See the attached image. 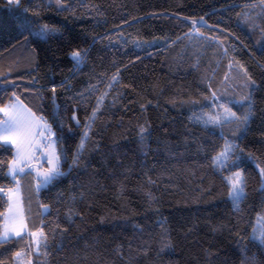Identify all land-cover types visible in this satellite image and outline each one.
<instances>
[{
    "label": "trees",
    "instance_id": "16d2710c",
    "mask_svg": "<svg viewBox=\"0 0 264 264\" xmlns=\"http://www.w3.org/2000/svg\"><path fill=\"white\" fill-rule=\"evenodd\" d=\"M59 1L0 0V109L19 97L51 124L63 173L40 190L47 247L32 264H264V0ZM25 20L56 31L35 38ZM229 62L254 86L224 91L238 81ZM213 93L241 119L206 124ZM14 158L0 146V189ZM5 207L0 192V226ZM22 247L0 243V264Z\"/></svg>",
    "mask_w": 264,
    "mask_h": 264
},
{
    "label": "rangeland",
    "instance_id": "374dc122",
    "mask_svg": "<svg viewBox=\"0 0 264 264\" xmlns=\"http://www.w3.org/2000/svg\"><path fill=\"white\" fill-rule=\"evenodd\" d=\"M49 1L58 3L57 0H49ZM228 64H229L228 71L230 72L229 73L230 76L233 75L236 76L238 81L237 83L235 82L236 84L233 82L231 84L229 81H227L226 78L225 82L230 84L232 88L229 86L230 89H228L227 86L224 91L229 92L234 89L236 92L237 85L240 83L245 87V89L248 88V86L251 87L252 79L249 76H247L242 66H240L239 64H232L230 62ZM234 66L236 67L234 68ZM231 71H233V73H231ZM229 94L234 95L233 93L230 92ZM237 96H232L231 100H229V103H234L231 101L241 100L243 97L247 96V91H242V93H239L238 91ZM217 97L219 98L218 94L215 95V102L212 110H210L206 115L203 114L204 116L203 115L200 116V118L205 122L208 121L210 117L218 118L220 121L219 123L227 119H231L232 117L229 116V113L226 111V109H231V112L235 113V111L232 110L231 106H229L230 108H228V106L225 104L226 98L217 99ZM15 104L17 105L16 108L11 107V105H13L11 103L7 104L3 108L6 109L7 115L5 114V111H3L4 118L0 120V126H3L4 121L8 118V116L17 115L22 120L30 121L33 124L34 133H39L40 131H44V136L43 137L39 135L34 136L33 145L31 146L30 149H27L30 159L19 162V166L24 168V172L20 173L15 178H13L10 175L13 183L7 187L1 188L4 190L2 191V194L6 199V207L2 216L0 232L3 231V226L5 225L6 221L9 224V226H11L13 224V218L14 217L17 218L23 226L24 233L28 234V235H22L21 237L25 238L26 241L28 242L30 254H28V251L27 249H25V247H22L18 251L22 253V255L20 257H17L16 255L14 264H32L33 253L35 257L38 256L40 259L44 257L45 236L42 229V222H43V216L47 212L45 211V208L48 210V206L41 201L39 194L40 190L44 186L43 185L40 186L39 189L37 186L38 184L41 183L43 174L47 172L50 168L54 166H58L60 170L61 161H60V155L57 145V139L51 124L45 118H43L41 114L31 110L21 101L15 100ZM20 104H22L23 107H20ZM28 110H30L31 114H35L34 117L28 112ZM35 118H42V120L38 121ZM44 123L50 126L51 140L47 139V137L49 136V132L44 130L43 128ZM228 144H233V143L226 140L222 150L217 155H215V157H217L222 151H224L226 145ZM12 146L14 147L15 150V158H14L15 160L17 155L16 154L17 145H12ZM56 157H59V160H57ZM48 158L52 159L51 165L46 162ZM237 172L242 174L241 169H236L231 173H229L227 175V178L234 177L235 173ZM9 190H11V192H9ZM41 232L43 233V237L40 236ZM32 233H36L37 236L35 238L32 237L31 236ZM38 241H39V250H37Z\"/></svg>",
    "mask_w": 264,
    "mask_h": 264
},
{
    "label": "snow or ice",
    "instance_id": "6c2138e0",
    "mask_svg": "<svg viewBox=\"0 0 264 264\" xmlns=\"http://www.w3.org/2000/svg\"><path fill=\"white\" fill-rule=\"evenodd\" d=\"M15 2L19 3V0H10V3ZM59 3V0H57ZM63 8L64 6L61 5ZM66 10V9H65ZM196 21H193V24H195ZM21 27L25 30L28 31L30 34H33L35 38H39L42 40H46L49 36V34L54 33L56 30L55 29H49L47 25L41 27L40 31L33 33L32 32V26H31V21L25 20ZM72 60L75 62L76 66L78 67L82 60L83 57L81 55V52L75 51L72 53ZM117 77H113V80L115 81ZM253 86H254V82ZM53 92H55V89H52ZM213 96L215 97V93H213ZM217 99H219L217 97ZM16 101H19V97H15ZM103 100V97H101V101ZM245 101L247 102V107L249 109V112L246 113L243 116L242 123L246 126L248 121L251 118V109H252V100L250 96H245L241 100L234 101L235 104H240L244 106ZM11 107L16 108L17 105L13 104ZM20 107H23L22 104H20ZM98 110V109H97ZM0 111H5V114L7 115L6 109H0ZM226 111L229 113V116L232 118H235L236 120H240V117L236 116V113L231 112V109H226ZM30 113V110H28ZM31 114V113H30ZM33 117L35 114H31ZM96 112L94 111L92 113V117L95 118ZM38 121H41L42 118H35ZM220 121L216 117H210L208 121L205 123H212V124H218ZM90 127V125H89ZM44 130L49 132V136L47 139L51 140V132H50V126L47 125L46 123L43 124ZM145 130L141 129V132L143 133ZM39 135L41 137L44 136V131H40L39 133H34L33 132V124L30 121H25L19 118L17 115H11L8 116V118L4 121L3 126H0V146H12V145H17L16 149V159L11 162V165L9 167V174L15 178L18 176L20 173L24 172V168L19 166V162L21 161H26L29 160V154L27 149H30L31 146L34 143V136ZM85 140L88 137V133H84ZM85 143L82 140L78 154L76 159L72 161L73 164L77 163L79 160V152H82L84 150ZM235 150V145L233 144H228L226 145L224 151H222L217 157L214 158V162L217 165V167H222L224 166V163L227 161L229 157V153L233 152ZM57 160H59V157H56ZM48 164H52V159L48 158L46 160ZM63 173L59 170L58 166H54L50 168L47 172L43 174V178L40 184H38V189L40 186H46L49 183L53 182L55 179H57L59 176H62ZM230 185V194H229V199L232 201L233 205L235 207H239V204L246 199V193H245V181L241 173L237 172L235 173L234 177H228L226 181ZM4 191L3 189H0V192ZM11 192V190H9ZM11 199V197H10ZM45 211L47 209L45 208ZM22 235H28L27 233H24L23 226L20 223V221L17 218H13V224L9 226V224L5 223L3 226V231L0 232V243H5L10 240H14L16 237H21ZM32 237H36V233L31 234ZM40 236L43 237V233H40ZM254 239H258L259 243L264 244V235H261L259 237L255 236L253 237ZM46 240V237H44ZM47 247V244L45 243L44 245ZM37 250H39V241L37 242ZM17 257H20L22 253L17 252L16 253Z\"/></svg>",
    "mask_w": 264,
    "mask_h": 264
},
{
    "label": "crops",
    "instance_id": "0c3cea01",
    "mask_svg": "<svg viewBox=\"0 0 264 264\" xmlns=\"http://www.w3.org/2000/svg\"><path fill=\"white\" fill-rule=\"evenodd\" d=\"M11 104H15V101L11 102Z\"/></svg>",
    "mask_w": 264,
    "mask_h": 264
}]
</instances>
